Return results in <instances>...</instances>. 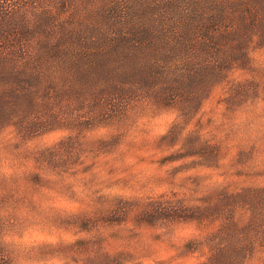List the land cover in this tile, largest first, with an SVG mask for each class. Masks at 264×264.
<instances>
[{
	"label": "rangeland",
	"instance_id": "obj_1",
	"mask_svg": "<svg viewBox=\"0 0 264 264\" xmlns=\"http://www.w3.org/2000/svg\"><path fill=\"white\" fill-rule=\"evenodd\" d=\"M249 50L248 64L224 72L187 116L137 98L88 130L29 136V123L0 127V245L9 264L204 262L186 246L205 238L201 226L136 219L149 201L209 202L222 217L236 206L240 233L256 238L243 264H264V47Z\"/></svg>",
	"mask_w": 264,
	"mask_h": 264
},
{
	"label": "trees",
	"instance_id": "obj_2",
	"mask_svg": "<svg viewBox=\"0 0 264 264\" xmlns=\"http://www.w3.org/2000/svg\"><path fill=\"white\" fill-rule=\"evenodd\" d=\"M135 1L0 0V127L29 123V136L88 130L137 98L187 116L224 72L248 64L252 44L264 47V0H161L149 9ZM235 207L222 217L209 202L149 201L135 218L196 223L205 238L186 246L201 264H243L256 238L240 233Z\"/></svg>",
	"mask_w": 264,
	"mask_h": 264
}]
</instances>
